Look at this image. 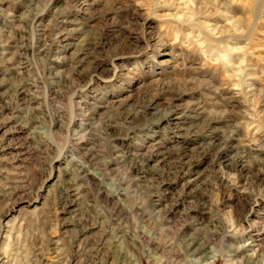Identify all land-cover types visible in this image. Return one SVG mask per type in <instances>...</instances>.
Here are the masks:
<instances>
[{"label": "rangeland", "instance_id": "rangeland-1", "mask_svg": "<svg viewBox=\"0 0 264 264\" xmlns=\"http://www.w3.org/2000/svg\"><path fill=\"white\" fill-rule=\"evenodd\" d=\"M0 264H264V0H0Z\"/></svg>", "mask_w": 264, "mask_h": 264}, {"label": "bare ground", "instance_id": "bare-ground-1", "mask_svg": "<svg viewBox=\"0 0 264 264\" xmlns=\"http://www.w3.org/2000/svg\"><path fill=\"white\" fill-rule=\"evenodd\" d=\"M23 89H24V87H23ZM20 92V90H18L17 91V93H19ZM21 97V96H20ZM26 99V98H25ZM26 103V102H25ZM24 105V104H23ZM179 128V127H178ZM184 130V129H183ZM186 130V129H185ZM203 135H205V134H203ZM202 135V136H203ZM210 138V137H209ZM214 140V139H213ZM221 140V139H220ZM220 142V141H219ZM208 144H209V142H208ZM219 145V144H218ZM2 147V146H1ZM4 148V147H3ZM221 148V147H220ZM3 150V149H2ZM159 150V149H158ZM213 150V149H212ZM215 150V149H214ZM213 150V151H214ZM217 150V149H216ZM215 150V151H216ZM217 154H218V152H217ZM216 154V155H217ZM177 158V164H176V166H175V168H174V172L175 173H177L178 175H180V174H183L184 175V177H185V174H187L188 172H190L191 171V166H192V163H191V160L189 159L188 160V156L184 153V152H180L179 154H178V157H176ZM145 162V161H144ZM143 162V163H144ZM136 167V166H135ZM176 175V174H175ZM177 177V176H176ZM166 178H167V176H166ZM165 180V179H164ZM191 182V181H190ZM74 185V184H73ZM81 186V185H80ZM69 190V189H68ZM68 193V192H67ZM66 193V194H67ZM184 193V192H183ZM76 195H78L77 193H72V195L71 194H67L66 196H64L65 197V199L67 198V199H69L70 197H75ZM77 198H78V196H77ZM72 200V199H71ZM73 201V200H72ZM74 202V201H73ZM63 204H65L66 205V203H63ZM68 204H69V202H68ZM71 204V203H70ZM199 207V206H198ZM69 208V207H68ZM200 210V209H199ZM192 211H194V210H192ZM72 212V211H71ZM201 213V212H200ZM190 243V242H189ZM189 246V245H188ZM199 246V245H198ZM202 246V245H201ZM188 249H189V247H188ZM203 249V248H202ZM194 251H195V249H194ZM196 251H197V248H196ZM207 255V254H206Z\"/></svg>", "mask_w": 264, "mask_h": 264}]
</instances>
